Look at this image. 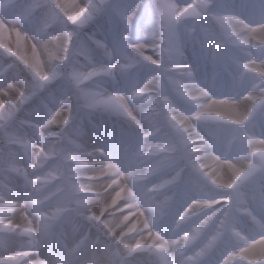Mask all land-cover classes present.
Wrapping results in <instances>:
<instances>
[{
	"label": "clouds",
	"instance_id": "obj_1",
	"mask_svg": "<svg viewBox=\"0 0 264 264\" xmlns=\"http://www.w3.org/2000/svg\"><path fill=\"white\" fill-rule=\"evenodd\" d=\"M18 3L36 7L16 32L5 34L0 25V256L15 241L18 248L34 247L45 264H206L212 251L201 255L200 248L221 232L244 248L241 264H264V151L254 155L250 144H264V123H254L264 116V71L241 76L244 63L264 70V0H79L76 20L58 0ZM15 6L0 7L9 24ZM217 80L238 93L233 100L252 104L247 115L235 113V122L222 120L229 126L222 136L194 121L209 144L203 151L250 161L228 190L197 166L202 152L193 149L204 141L190 143L169 116L170 108L182 111L179 102L189 100L184 85L194 81L210 93ZM57 112L63 123L51 125ZM105 163L128 177L151 228L169 241L185 230L195 235L193 226L204 217L212 216L210 224L195 244L166 251L146 244L129 256L120 232L135 216L116 231L109 225L132 211L130 199L122 195L97 217L118 190L114 175L102 171ZM166 180L173 182L150 190ZM218 196L231 203L205 208L175 227L191 199ZM25 213L30 233L18 223Z\"/></svg>",
	"mask_w": 264,
	"mask_h": 264
},
{
	"label": "snow or ice",
	"instance_id": "obj_2",
	"mask_svg": "<svg viewBox=\"0 0 264 264\" xmlns=\"http://www.w3.org/2000/svg\"><path fill=\"white\" fill-rule=\"evenodd\" d=\"M6 4L16 5L9 11V15L14 16L13 24H9L7 20L0 17V25L4 26L5 34L8 32H16L15 25L19 24L21 21L29 19L35 12L36 4L25 5L23 3H18V0H6ZM3 7V6H0ZM58 7L71 19L76 20L80 16V11L82 6L79 0H58ZM240 29H233L234 32H238ZM67 35V34H66ZM250 35H252L250 33ZM23 37L21 36V39ZM253 39L259 40L258 37L253 36ZM66 39V36H65ZM247 38H244L242 42H246ZM57 47H59V40L56 41ZM132 47L139 49L141 54H143L149 62L155 60L151 51L143 47L142 45L135 44ZM55 55V52H53ZM241 76L244 72L255 71L256 75H260L261 70L258 63L253 64L251 62L244 63L242 66ZM43 74V70L40 69ZM12 91H17L15 88ZM184 94L187 98L196 104V110L191 114H186L185 112L179 111L175 108H170L169 116L175 121L176 127L184 132V134L189 138L190 143H196L198 141H204L199 144L198 148L193 149L196 152H202V155L197 156L195 159L197 161V166L200 170L204 172L205 175L209 176L212 183L218 189L228 190L239 176L244 172V170L249 166L250 161L248 160H229L223 159L212 153L211 151H203L209 148V144L202 137L195 127L194 121H200L205 119H211L216 121L228 120L229 122H235L237 111L247 115L250 111L252 104L249 103L245 105L243 101L233 100L230 97L222 96L216 97L207 92L206 89L200 87L194 81L183 86ZM9 95V93H5ZM121 101L122 97H119ZM252 99V103L255 102ZM51 125H59L63 123V116L61 113L57 112L52 116L49 121ZM146 136L148 134H145ZM252 153L258 154L264 151V144L258 141H250ZM151 145L146 143L144 145L145 150L150 149ZM75 159V157H73ZM104 173L113 174L115 179L114 184L118 185V190L114 194L112 201L107 204H102L97 212V217H102L106 209L114 204L122 195H126L130 199V203L127 205L132 211L128 212L125 216L121 217L119 223L115 225H109L113 231H116L126 223L131 216H135L132 223L128 224L127 227L123 228L120 232V237L124 242V247L127 250V254L132 256L137 251L143 250L144 246L151 245L156 248L157 251H166L170 246L174 245H191L195 244L198 237L203 234V230L208 227L212 220V216H207L199 220L198 225L193 226V232L195 235L189 233L188 231H183L182 237L180 239H174L169 241L167 238L163 237L159 232L153 230L149 223L148 215L145 213L144 209L140 208L133 193L129 190L127 179L128 177L120 173L117 167L113 163H105L102 170ZM174 179V178H173ZM173 180H166L160 184L152 185L150 190L161 191L168 184L172 183ZM86 187V186H85ZM167 197H165V202ZM231 200L227 196H218L214 199L207 198H193L191 202L183 209V212L178 215L175 221V227L177 229L181 228V225L186 222V220L197 216L205 208H219L221 205L230 204ZM151 209H149V212ZM214 215V214H213ZM11 223V222H9ZM18 223L22 225L26 232L33 231V225L27 214H22ZM259 227L264 230V225H259ZM139 231L140 235L133 236L132 234ZM131 237V238H129ZM223 233L217 232L214 236L208 238V240L200 248L198 254H203L205 249L213 251L215 247L222 241L227 240L222 239ZM246 239V238H245ZM8 251L7 255L0 256V264H19V260L22 257H34L31 264H45L44 260L36 254L34 247L18 248L12 247L11 244L5 245ZM244 251L243 247L236 246L228 248L226 254L219 260V264H241V255Z\"/></svg>",
	"mask_w": 264,
	"mask_h": 264
},
{
	"label": "rangeland",
	"instance_id": "obj_3",
	"mask_svg": "<svg viewBox=\"0 0 264 264\" xmlns=\"http://www.w3.org/2000/svg\"><path fill=\"white\" fill-rule=\"evenodd\" d=\"M6 4V0H0V6H4ZM259 10L254 9L253 13H257ZM21 21L20 23H22ZM244 40L243 37L240 38L239 43L241 45L246 46V42H242ZM247 83V81H245ZM209 91L216 97L227 96L230 98H235L238 93L233 89L228 88L222 81H215L209 85ZM178 106L180 109L185 112L186 114H191L193 111L196 110L195 102L191 100H184L179 102ZM198 128L202 131H208L214 133L216 135L222 136L229 130V126L226 125L222 121H216L211 119L200 120L196 122ZM254 123L260 124L264 123V116L258 115L254 121ZM195 185L190 186L189 193L192 194L195 189ZM12 247H18V242L13 241L11 244ZM237 242L234 239H227L222 240L215 249L206 257V264H217V262L226 254L228 248L236 247Z\"/></svg>",
	"mask_w": 264,
	"mask_h": 264
},
{
	"label": "bare ground",
	"instance_id": "obj_4",
	"mask_svg": "<svg viewBox=\"0 0 264 264\" xmlns=\"http://www.w3.org/2000/svg\"><path fill=\"white\" fill-rule=\"evenodd\" d=\"M211 94V93H210ZM211 95H213V94H211ZM214 96V95H213Z\"/></svg>",
	"mask_w": 264,
	"mask_h": 264
}]
</instances>
